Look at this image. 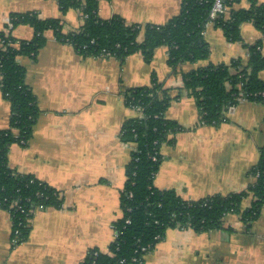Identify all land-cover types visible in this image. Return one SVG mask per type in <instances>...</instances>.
Here are the masks:
<instances>
[{
	"label": "crops",
	"instance_id": "1",
	"mask_svg": "<svg viewBox=\"0 0 264 264\" xmlns=\"http://www.w3.org/2000/svg\"><path fill=\"white\" fill-rule=\"evenodd\" d=\"M180 4V0H98V16L105 20L118 15L130 25H161L179 13ZM27 12L61 20L65 34L83 22L78 10L62 14L56 0H0V31H8L10 14ZM11 35L30 40L34 31L18 25ZM45 37L35 59H18L39 115L28 142L10 146L8 165L56 190L61 204L35 210L27 239L18 244L12 243L10 213L0 207V264H81L92 249L108 253L114 223L122 215L120 192L132 151L120 133L123 124L138 115L127 105V90L149 86L154 77L164 82V88L179 90L182 74L245 60V45L257 41L264 55V37L250 23L241 26L242 41L236 43L228 42L212 24L206 25L208 58L181 64L175 76L166 64L167 47L156 49L149 63L141 54L119 62L113 57H82L51 31ZM259 77L264 81V71ZM175 91L170 93L174 98ZM9 115L0 90V130L8 129ZM164 118L181 129L170 136L172 142L160 146L157 189L197 201L238 193L252 184L250 170L264 148V105L241 100L227 109L222 122L207 125L200 122L194 99L183 91L171 101ZM251 202V197L243 200L241 210ZM142 264H264V204L249 226L240 215L227 214L218 230L197 234L169 229Z\"/></svg>",
	"mask_w": 264,
	"mask_h": 264
},
{
	"label": "trees",
	"instance_id": "2",
	"mask_svg": "<svg viewBox=\"0 0 264 264\" xmlns=\"http://www.w3.org/2000/svg\"><path fill=\"white\" fill-rule=\"evenodd\" d=\"M56 1L62 14L71 10L81 13L83 22L77 29L65 34L61 20L41 19L37 13L27 12L10 14L8 31H0V90L10 107L9 127L0 130V207L10 213L19 243L27 239L32 214L39 206L57 208L61 204L56 190L8 165L10 146L28 142L39 115L36 99L25 83V69L18 59H35L46 43L47 31L56 40L71 45L82 57H113L119 62L141 54L149 63L156 49L167 47L166 64L173 76L178 74L181 64L208 58L209 46L203 37L208 23L221 30L231 43L242 41L241 26L246 23L264 37V4L258 0H223L225 12L213 19L209 15L215 0H180L179 13L168 22L144 26L127 24L118 15L101 19L98 0ZM242 3L248 7L238 8ZM18 25L31 27L33 37L14 38L11 32ZM260 46L261 41L246 44L245 60L232 59L229 64L182 74L183 86L179 90L164 88V82L155 77L149 86L127 90V105L140 116L127 120L120 133V139L132 148L120 192L122 215L114 223L115 238L108 253L92 249L81 264H142L169 229H190L201 234L221 229L227 214L240 215L247 226L257 219L264 204V148L250 170L252 184L238 193L186 201L174 191L157 189L154 177L161 163L160 146L172 142L170 136L181 129L176 122L165 119L164 114L183 91L194 99L200 122L207 125L222 122L227 109L241 100L264 105V81L259 77L264 71V55ZM172 91L177 92L175 98ZM248 197L252 198L250 207L241 210L242 201Z\"/></svg>",
	"mask_w": 264,
	"mask_h": 264
},
{
	"label": "built area",
	"instance_id": "3",
	"mask_svg": "<svg viewBox=\"0 0 264 264\" xmlns=\"http://www.w3.org/2000/svg\"><path fill=\"white\" fill-rule=\"evenodd\" d=\"M224 12H225V8L223 6V0H215L214 5H213V8H212V11H211L209 17H210V19H213V18H215V16L217 14H221V13H224ZM208 24H210V23H208ZM134 110L136 111V109H134ZM137 113H138L137 116H140V113L138 111H137ZM21 144H23V142H21ZM152 160L153 161H156V156H153L152 157ZM43 209H44L43 206H39L37 208V210H43ZM127 223H129V222H127ZM18 234L19 233H18L17 230H12V243L13 244H18L19 243L18 242Z\"/></svg>",
	"mask_w": 264,
	"mask_h": 264
},
{
	"label": "rangeland",
	"instance_id": "4",
	"mask_svg": "<svg viewBox=\"0 0 264 264\" xmlns=\"http://www.w3.org/2000/svg\"><path fill=\"white\" fill-rule=\"evenodd\" d=\"M219 54H220V53H219ZM147 255H148V254H147ZM147 255H146V256H147ZM146 256H145V257H146ZM145 257H144V260H145Z\"/></svg>",
	"mask_w": 264,
	"mask_h": 264
}]
</instances>
